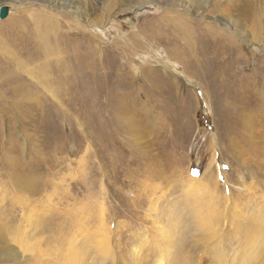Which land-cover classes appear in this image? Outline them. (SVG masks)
Segmentation results:
<instances>
[{
    "label": "rangeland",
    "instance_id": "374dc122",
    "mask_svg": "<svg viewBox=\"0 0 264 264\" xmlns=\"http://www.w3.org/2000/svg\"><path fill=\"white\" fill-rule=\"evenodd\" d=\"M0 264H264V0H0Z\"/></svg>",
    "mask_w": 264,
    "mask_h": 264
},
{
    "label": "bare ground",
    "instance_id": "6f19581e",
    "mask_svg": "<svg viewBox=\"0 0 264 264\" xmlns=\"http://www.w3.org/2000/svg\"><path fill=\"white\" fill-rule=\"evenodd\" d=\"M190 1L194 2V0H190ZM197 2H198V1H197ZM197 2H195L196 5H197ZM199 4H200V3H199ZM197 7H199V6H197ZM243 11H244V12L242 13V15H243L242 18H243L245 21H248L249 19H251V17H250L251 14L247 12V9H246L245 7L243 8ZM1 16H2V17L6 16V12H5V11L2 12V13H1ZM174 21H178V22H180L178 19H175ZM237 21H238V20H237ZM175 23H176V22H175ZM237 24H238V23H237ZM241 26H242V25H241ZM258 27H259V26H258ZM217 174H218V173H217ZM159 259H160V258H159Z\"/></svg>",
    "mask_w": 264,
    "mask_h": 264
},
{
    "label": "crops",
    "instance_id": "0c3cea01",
    "mask_svg": "<svg viewBox=\"0 0 264 264\" xmlns=\"http://www.w3.org/2000/svg\"><path fill=\"white\" fill-rule=\"evenodd\" d=\"M172 19V18H171ZM175 19H178L177 17ZM173 20V19H172Z\"/></svg>",
    "mask_w": 264,
    "mask_h": 264
}]
</instances>
